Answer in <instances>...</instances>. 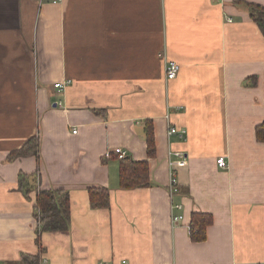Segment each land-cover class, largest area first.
I'll return each mask as SVG.
<instances>
[{
  "label": "crops",
  "instance_id": "0c3cea01",
  "mask_svg": "<svg viewBox=\"0 0 264 264\" xmlns=\"http://www.w3.org/2000/svg\"><path fill=\"white\" fill-rule=\"evenodd\" d=\"M246 3L264 7L0 0V264L38 253L39 264H264V143L255 134L264 122V36ZM169 60L180 69L166 81ZM171 124L186 128L184 140L167 135ZM32 136L39 159L8 160ZM116 147L148 160L149 186L119 187V159L105 156ZM20 173L29 175L23 188ZM90 186L108 188L109 207L91 208ZM39 189H62L70 203L69 229L43 232L40 245ZM192 212L212 216L201 241L190 236Z\"/></svg>",
  "mask_w": 264,
  "mask_h": 264
},
{
  "label": "trees",
  "instance_id": "16d2710c",
  "mask_svg": "<svg viewBox=\"0 0 264 264\" xmlns=\"http://www.w3.org/2000/svg\"><path fill=\"white\" fill-rule=\"evenodd\" d=\"M248 13L252 21L258 26L264 36V7L246 3ZM254 79V77H251ZM144 136L146 143V156L152 158L156 154L154 141L153 124L150 119L144 120ZM256 138L264 143V122L255 128ZM39 137L32 136L17 150L8 154V160L35 156L39 159ZM117 154L110 152L108 157ZM103 159V158H102ZM118 184L122 189H133L147 187L150 184L148 160L135 161L130 156L118 158ZM104 160V159H103ZM29 175L19 174V186L23 188V181ZM26 181V180H25ZM28 185V183L26 184ZM27 196L31 191L30 188L22 190ZM89 204L91 208H107L110 205L109 190L106 187L90 186L88 187ZM68 193L62 189H42L36 191L34 204V216L37 221L36 227V244L40 245V235L43 232L65 233L70 226ZM212 222V216L209 213L192 212L189 223L190 236L195 241H201L205 238L206 228ZM43 249L40 248V251ZM38 254H22L19 264H39Z\"/></svg>",
  "mask_w": 264,
  "mask_h": 264
},
{
  "label": "built area",
  "instance_id": "2783aa9c",
  "mask_svg": "<svg viewBox=\"0 0 264 264\" xmlns=\"http://www.w3.org/2000/svg\"><path fill=\"white\" fill-rule=\"evenodd\" d=\"M59 1L60 0H52V2H59ZM179 69H180V66L177 62L173 60L167 61L165 65V72H164L166 81L174 79L177 76ZM68 83L69 81L57 82V83H54V87L59 90H62ZM169 117H170L169 113H166L165 118L169 120ZM75 132L76 130H73V133ZM167 135L168 136L177 135L180 139L184 140L186 136V128L178 127V126L171 124L167 128ZM113 152L117 154L118 158H123L124 156H126V152L120 147L114 148ZM109 153L110 151H107L105 153V156L108 157ZM169 153L172 155H175L178 158H183L184 156V153L182 151H170ZM216 164L219 168H222V169L225 168L226 167L225 158L223 156H219L216 159ZM177 185H178L177 174L174 169H171L169 171V183H168V188L171 193L177 190ZM178 219H182V216H173L174 221ZM99 264H106V263H99Z\"/></svg>",
  "mask_w": 264,
  "mask_h": 264
}]
</instances>
